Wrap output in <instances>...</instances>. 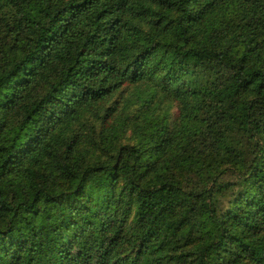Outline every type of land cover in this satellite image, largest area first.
Masks as SVG:
<instances>
[{"label": "trees", "instance_id": "1", "mask_svg": "<svg viewBox=\"0 0 264 264\" xmlns=\"http://www.w3.org/2000/svg\"><path fill=\"white\" fill-rule=\"evenodd\" d=\"M0 264H264V0H0Z\"/></svg>", "mask_w": 264, "mask_h": 264}]
</instances>
